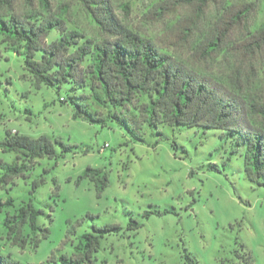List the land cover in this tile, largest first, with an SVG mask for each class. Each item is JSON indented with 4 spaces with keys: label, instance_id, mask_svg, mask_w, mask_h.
<instances>
[{
    "label": "rangeland",
    "instance_id": "374dc122",
    "mask_svg": "<svg viewBox=\"0 0 264 264\" xmlns=\"http://www.w3.org/2000/svg\"><path fill=\"white\" fill-rule=\"evenodd\" d=\"M157 1L111 0L119 19L133 31L157 43L165 34L177 40L179 28L169 31L171 17L164 23L145 19ZM122 3L130 7L126 19L118 8ZM66 5L67 25L91 32L89 18L75 0L52 3L55 12ZM17 10H24L21 1ZM180 12L193 17L188 9ZM212 14L211 7L198 20L191 41L211 35ZM262 23L264 0L250 20L251 30ZM56 38L53 33L49 40ZM189 47L177 46L175 53L189 58ZM61 95L45 86L36 88L23 57L3 53L0 142L7 131L34 139L46 136L57 153L54 159L36 160L26 179L0 190V201L11 198L14 208L25 202L41 211L37 224L49 230L36 249L12 247L0 235L4 256L15 264H44L52 254H71L77 238L93 226L118 225L119 233L100 240L95 264H264V187L246 179L241 151L231 154L232 140L204 128L88 123L72 118V107L59 102ZM55 140L69 149L64 151ZM15 161L14 153L0 149L1 163ZM89 168L107 175L108 186L99 197L95 183L81 178ZM34 181L39 186L30 194Z\"/></svg>",
    "mask_w": 264,
    "mask_h": 264
},
{
    "label": "trees",
    "instance_id": "16d2710c",
    "mask_svg": "<svg viewBox=\"0 0 264 264\" xmlns=\"http://www.w3.org/2000/svg\"><path fill=\"white\" fill-rule=\"evenodd\" d=\"M20 1L24 10H17ZM54 1L0 0V62L3 53L23 57L34 86L62 92L59 102L72 107L73 119L102 126L110 120L126 127L131 121L152 128L218 130L221 139L232 140V155L241 151L246 179L264 187V23L250 28L260 0H159L145 19L164 23L171 17L169 31L179 28L177 40L165 34L160 43L119 19L111 0H75L89 18L91 32L69 27L64 20L69 6L55 12ZM211 7V35L191 41L198 20ZM118 8L124 19L130 15L127 3ZM182 9L193 17L182 16ZM53 33L57 38L49 40ZM177 46H190V57L175 53ZM0 149L16 155L12 165L0 162V190L26 179L36 160L57 157L46 136L34 139L7 131ZM81 178L95 183L98 197L108 186L99 169L89 168ZM38 186L34 181L30 194ZM14 204L11 198L0 201V212L5 210L0 235L12 247L36 249L49 235L37 224L42 212L30 203ZM120 231L118 225L93 226L77 238L71 254H52L44 264H95L100 240ZM0 264L15 263L0 251Z\"/></svg>",
    "mask_w": 264,
    "mask_h": 264
}]
</instances>
